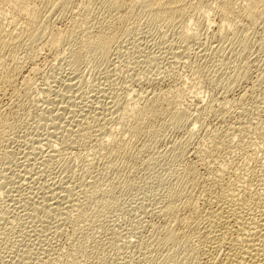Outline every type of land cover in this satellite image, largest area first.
Listing matches in <instances>:
<instances>
[{"label": "rangeland", "instance_id": "1", "mask_svg": "<svg viewBox=\"0 0 264 264\" xmlns=\"http://www.w3.org/2000/svg\"><path fill=\"white\" fill-rule=\"evenodd\" d=\"M86 1L53 11L51 20L57 31L75 29L73 39L67 36L58 49L23 44L16 49L15 62L8 55L9 59L0 57V71L14 64L20 69L11 87L0 88V108H6L0 111L5 122L9 120L2 129L5 133L0 132V264H182V250L163 241V229L179 228L184 215L166 218L157 210L179 184L176 176L184 165L196 160V150L201 148L199 154L202 147L211 145L218 130L226 141L232 138L222 153L226 179H234L241 171L248 173L252 159L264 157V18L251 24L231 14L229 20L215 11L217 0H190L199 4L195 2L194 15L171 29L151 20L142 5H135L128 14H110L96 2L81 13ZM33 9L46 23L43 16L49 6L38 0ZM1 14L10 16L8 9H1ZM78 14L86 16L87 24ZM113 16H119L114 50L107 57L94 49L79 52L84 38L79 41V36L87 28L92 33L107 26ZM181 29L197 37L183 42ZM231 29L246 38L239 39ZM31 49H36V58L28 55ZM159 91L175 100L179 117L164 113L151 127L133 134L126 109L143 107L147 97ZM112 99L118 106L112 105ZM241 126H247L244 136ZM231 131L236 134L230 135ZM120 141L125 146L116 151ZM182 145L186 150L178 158ZM111 149L114 166L107 162ZM201 168L199 173L204 175L206 170ZM63 186L75 188L71 197L75 196L77 205L70 206L71 201L65 202L62 196L53 205L51 197ZM185 189L195 195L194 188ZM49 255L53 256L50 260Z\"/></svg>", "mask_w": 264, "mask_h": 264}, {"label": "bare ground", "instance_id": "2", "mask_svg": "<svg viewBox=\"0 0 264 264\" xmlns=\"http://www.w3.org/2000/svg\"><path fill=\"white\" fill-rule=\"evenodd\" d=\"M36 1H38V0H0V10L1 9H3V10L8 9V11L10 13V16H7L6 18L4 17V15H2V14L0 15V57L1 58L7 59L10 56L13 59L15 56H17L16 55L17 54L16 49L18 47L22 46L23 44H25L24 46H26V44L31 45L34 43L35 46H37V47H46V48L48 47L49 49L50 48L58 49L60 47L59 45H61L63 40L67 41V36L70 35V38L73 39L72 36H74V34H75V29L70 28V26H73V25L68 26L71 30H68V28H67L68 31H64L65 29L62 30V31H64V33H62L61 29H60L61 32L57 31L58 26L55 25V26H57L55 29V26L52 23V22H54V20L53 21L51 20V16L53 14V11L59 10V9L63 10L64 8H67V6L71 5L72 2H74V3H75V1L77 2V0H43L49 6V10H48L47 14L43 16L47 20L46 23L43 22L41 14L35 13V11L33 9V6H34ZM198 1L202 2V0H198ZM78 2H77V4H78ZM84 2H85V0H84ZM96 2H100L103 5V7H105L110 14H117V13L128 14L131 12V10L133 9V7L135 5H137V4L142 5L146 9V13L149 15L151 20L155 21L156 23H160V24H162L168 28H171V29L172 28L174 29L176 27L179 28L180 26H182V22L186 18L194 15V13L197 9V6L199 5L196 1L195 2L198 5H196L195 2H192L190 0L189 1H185V0H87L85 5L83 4L84 7L82 6V4L78 5L79 7L81 5V7L84 8V10H82L81 13H84V11H87L88 8ZM217 2L218 3L215 6L216 8L215 7L214 8H215V11L217 13H219L222 17L229 18V17H231L230 15L232 14V15H235V16H238L239 18H241L242 21L245 20V22L247 21V22H250L251 24H255V23H257V20L264 18V0H217ZM79 3H82V2H79ZM83 8H81V9H83ZM76 10H77V8H76ZM235 16H233V17H235ZM78 17H80V19L79 18L78 19L81 20V22H82V20L84 21L86 19L85 15H79ZM74 20L76 21V19H74ZM118 20H119V16H113L107 20V21L112 23L111 25L108 24L109 22L105 21V22H107L106 23L107 26H104V27L101 26L92 33L87 31L88 28L83 25L84 28H87V29L84 31V33L85 32L86 33L83 34V36L82 35L79 36V41H80L81 37L82 38L84 37V38L82 39V43L78 44V46L79 45L80 46L78 47L77 50L81 53H86L84 51H87L88 49H94V50H97L100 53H102L105 57H107V55L110 52H112V49L115 47L113 45V43L118 38L119 30L117 29V27H115V23ZM222 20H226V19L222 18ZM229 20H230V18H229ZM231 20H232V18H231ZM88 21H86V22H88ZM94 21L96 22V19ZM226 21H228V19ZM86 22H85V24H87ZM73 23L76 24L75 22H72V24ZM102 23H103V21H102ZM102 23H100V24L102 25ZM79 24H80V21H79ZM82 24H84V23H82ZM103 25H105V23ZM8 26L9 27L11 26V28L7 29L6 27H8ZM75 26H76V28L80 27L79 25L77 27V24ZM93 26H95V25H93ZM220 29H221V27H220ZM76 30H78V29H76ZM80 30H81V28H80ZM89 30H90V27H89ZM227 30H229V28H227ZM231 30H235V29H231ZM233 32H235L237 36H240V38L238 37L239 39L246 38L245 34H240V33L236 32V30ZM233 32H231V33H233ZM179 33H180V38L183 40V42L185 40L187 41V40H191L192 38L195 39L197 37V34H195V32L193 33V32H190V31H187L184 29L179 30ZM229 35L231 36L232 34H229ZM76 37H77V35H76ZM70 38H68V39L70 40ZM234 38H236V37H234ZM71 41H70V43H71ZM35 42L38 44L36 45ZM75 42L77 43L78 40ZM188 42H190V41H188ZM78 43H80V42H78ZM183 44H185V43H183ZM62 45H63V43H62ZM185 46H186V44H185ZM186 48H187V46H186ZM115 52H117V51H115ZM31 54H32V56L35 57L36 49H33V50L31 49L30 53L28 55L30 56ZM119 54H122V53H119ZM6 55H8L7 58H5ZM37 58H38V56H37ZM13 60L15 62V59H13ZM18 69L19 68L14 64L13 67H10L7 69H2L0 71V88H2L4 86H10L11 87L13 85L14 78L16 75V71ZM17 72H20V71H17ZM70 73H72V72H70ZM73 76H74V74H73ZM24 78H26V77H24ZM65 80H67V79H65ZM25 81H22V82L24 83ZM72 81H71V83H72ZM25 83H24V85H25ZM26 86H27V84H26ZM68 86L71 87L70 84ZM168 93H169V91H168ZM116 94H118V93H116ZM103 95L105 96V94H103ZM168 95L170 96V94H168ZM63 96H65V95H63ZM63 96H60V97H63ZM111 97H112V95H111ZM172 97L170 96V98H172ZM105 98H106V96H105ZM116 100H118V99H116ZM65 101H67V100H65ZM73 101H75V100L73 99ZM173 101H175V100L169 99L166 92L159 91V93H157V94H153V95L151 94L150 96H148L147 100L144 101L145 105L144 106L142 105L143 107L140 106V107L136 108L135 105H134V107L132 105L131 108L129 107L128 109H126L128 111L125 114L126 118L129 119L130 122H132L130 127H129L130 128L129 130L133 134H138L141 131L148 129V127H151L153 125L152 122L155 121L157 117H159L160 115H162L164 113L172 114L174 117L178 118L180 112H179V109L176 108V105L173 104L174 103ZM112 102H113V104H112L113 106H115V107H116V105L118 106L117 101H114V99H112ZM97 103H99V102H96L95 104L98 105ZM175 103H177V102H175ZM10 104L8 103L9 106H10ZM12 104H14V103H12ZM75 104L77 105V102ZM173 105L175 106V108L173 107ZM99 106H101V105H99ZM99 106H98V109L100 108ZM108 106H106V108ZM123 106H124V104H123ZM2 108H0V109H2ZM8 108H10V107H8ZM12 108L14 109V107H12ZM72 108H73V106L70 109H72ZM80 108H82V107H80ZM241 108H243V107L241 106ZM76 109L77 108H74L75 111H76ZM89 109H90V107H89ZM118 109H119L118 112L120 114V108L118 107ZM4 110L2 109L3 112H4ZM103 110H105V108H103ZM164 111H166V112H164ZM5 112H6V116H7L8 110ZM71 112H72V110H71ZM99 112H101V111H99ZM99 112H98V114H99ZM63 113L64 112H62V114ZM75 113H78L80 115L81 112L79 113L77 111ZM124 113H125V111H124ZM81 114H83V113H81ZM84 114H85V112H84ZM115 114H117V113L115 112ZM75 115H73V116L75 117ZM85 115H87V114H85ZM120 115H119V117H121V119H123L124 117L122 118V116H120ZM87 116H85L86 119H87ZM70 117H71V115H70ZM82 118H83V116H82ZM145 118L148 121H146ZM5 119H6L5 116L3 117V113L0 111V129H1L0 132H2V134L5 133V131H4V133L2 131V129H4L3 126L6 124L7 121H9V120H6V122H5ZM78 120H84V119L78 118ZM108 121H110V120H108ZM123 121L124 120H122L121 122H123ZM84 122H85V120H84ZM126 123L124 122L125 126H127L129 124L128 123L126 125ZM118 124L120 125V123H118ZM7 126H8V123H7ZM55 126H58V125H55ZM243 126H241V127H243ZM235 127L232 128L233 131L236 129ZM239 127H238L237 131L241 129V128L239 129ZM258 127H257V130L261 126L259 128ZM109 128L107 129V131H109ZM127 128H128V126H127ZM245 128L243 127L242 128L243 131L240 132V133H242L243 136L246 134L247 128L246 129ZM263 128L261 129L262 131H263ZM56 129H58V128H56ZM248 130L251 131V128L250 129L248 128ZM218 131L220 132V130H218ZM218 131H216V132H218ZM250 131H247V133H249ZM219 132H218V134L213 133L214 135H212V137H211V143H209V144H211L210 146H207V148H206L204 146L205 144L203 145L205 148L202 147V149H204L202 153H200L201 148L200 149H198L199 147L197 148L198 150H200V152L198 154L197 153L198 150L195 151V155L197 154L198 156L196 157L194 155L196 157V160L193 163H190L188 165H184V167H183L184 170L182 173H181L182 170L179 169V171H180L179 175H180V173H181V175L179 177L176 176L177 177L176 180L179 181L178 182L179 184H177L176 188H174L175 190L172 189L173 190L172 192L170 190V193L168 195H166L167 197H165L163 199V201L161 203L162 205L157 210L159 214L165 216L166 218L167 217H171V218L177 217V216H179V214L184 215V216L180 215L182 217L180 219L181 221L179 219L175 220L173 218V221L174 220L180 221L181 226L179 228L178 227H176V228H174V227H166L165 228L164 227V229H163V232H164L163 241L168 245L171 244L172 246L178 248V250L179 249L182 250V251L181 250L180 251H181V254L183 255L181 257V258H183V263L192 262V264H193V262H194V264H264V157L263 158H260V156L258 158L254 157L255 159H252L253 161L250 162L251 163L250 166L247 163L248 165L246 164V166H249V167H246V168H248V169H246L248 173H246V171L242 172L241 170H244V169H241L240 171L242 174L236 173L237 175L236 176L234 175L235 176L234 179H230V178L226 179L224 177V172L227 171L228 169L225 170L224 160H222V156H223L222 153H223L224 149L229 147L228 142H231L230 140L232 138L230 137L229 138L230 140L227 139V141H226L222 135L223 131H221L222 132L221 134H219ZM224 132H225V130H224ZM234 132H236V131H234ZM243 132H245V134ZM253 132H256V131H254V129H253ZM233 134H234L233 132H232V134L230 133V135H233ZM48 135H49V133H48ZM238 135H237V137H238ZM255 135H256V133H255ZM258 135H259V133H258ZM208 137H209V134H208ZM225 137H226V135H225ZM262 137H263V135H262ZM123 143L115 146L116 147L115 150L119 151L118 149L124 148L125 145H123ZM184 143H182V144H184ZM233 144L234 143H232V144L230 143V145H233ZM186 145L188 146V144H186ZM182 146L183 147L180 146L181 148L179 149V152H178V158L181 157L186 150L185 149L186 147L184 145H182ZM178 147H179V145H178ZM243 147H245V146H243ZM194 149H196V146ZM247 151H249V150H247ZM110 152H111V154L108 156L107 162H109V164L111 166H114L113 149H111ZM249 158H250V156H249ZM252 158H253V156H252ZM49 159H50V157H49ZM199 166L202 168H205L204 170H206V171H204L205 172L204 175H201L199 173V169H198ZM226 166H228V165H226ZM235 172H236V170H235ZM237 172H238V170H237ZM37 173L38 172H36V174ZM42 175H43V173H42ZM230 176H231V174H230ZM49 177H50V175H49ZM231 178H232V176H231ZM71 179H72V177H71ZM61 183H62V180H61ZM175 183H176V181H175ZM173 186H175V185H173ZM186 187H188V188L192 187V189L194 188L196 190V191L194 190L195 195H193V194L191 195L190 193L188 194V191L185 192ZM73 189H75V188H73ZM73 189H72V187L70 188L68 186H63V188L61 189L60 192H57L56 194L53 193L54 195H53V197H51L52 199H55V200H53L54 201L53 205L55 203L57 205L58 204V198L57 197L60 198L62 196L61 198H63V199L66 198L65 202L71 201V203H69V204H71L70 206H73L76 202V201H74L75 196L71 197L74 194ZM191 191L192 190L190 189L189 192H191ZM82 193H84V192H82ZM44 201L42 200V202H44ZM160 201H161V199H160ZM42 202H40V203H42ZM76 205H77V202H76ZM50 206H52V205H50ZM66 206H68V205H66ZM44 210H45V208H44ZM46 210H48V209H46ZM59 211H60V209H59ZM49 214H51V213L49 212ZM77 216H79V215H77ZM178 218H180V217H178ZM181 227H183L185 229H182ZM171 245H170V247H171ZM52 255H55V252L52 253ZM56 256H57V254H56ZM48 258L50 260L51 258H53V256L50 257V255H49ZM48 258H47V260H48ZM47 260H45V262ZM47 263H50V262H47ZM180 263H182V262H180Z\"/></svg>", "mask_w": 264, "mask_h": 264}]
</instances>
